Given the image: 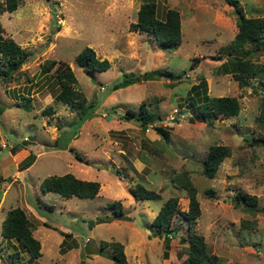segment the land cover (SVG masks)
Masks as SVG:
<instances>
[{
	"label": "rangeland",
	"instance_id": "obj_1",
	"mask_svg": "<svg viewBox=\"0 0 264 264\" xmlns=\"http://www.w3.org/2000/svg\"><path fill=\"white\" fill-rule=\"evenodd\" d=\"M143 1L20 0L16 9L0 12L3 35L30 51L12 78L0 74V106H4L0 111V264H12L9 253L20 249L17 241L1 234L6 211L16 205L35 224L33 234L41 243L38 264H113L101 252V240L123 242L129 264H183L186 254L179 257L177 252L187 243L179 240L180 234H187L184 216L175 213L171 225L180 234L168 240L163 230L152 225L169 196L176 195L180 209H188L186 191L172 181V175L183 168L190 169L198 188L201 213L195 228L208 249L222 264H264V50L250 55L259 70L248 73L241 83L232 70L236 55L249 45L231 48L237 32L232 4L155 0L159 17L164 18L168 8L180 14L181 41L177 48L166 50L154 34L129 28ZM239 1L246 15H264V0ZM85 45L107 57L111 65L84 71L75 57ZM47 58L59 61L45 74L40 64ZM62 61L69 63L77 87L94 104L83 119L54 98L59 88L54 75ZM169 69L180 73L181 80L166 77L163 71ZM124 73L138 80L114 89L113 83ZM202 81L210 96L237 97L239 112L216 115L211 121L197 119L187 102L192 86ZM23 95L29 96L30 106L21 104ZM142 100L155 116L153 124L166 127L168 138L152 123L124 116L127 108L138 112ZM49 104L54 111L43 113ZM215 143L228 145L231 153L215 175L207 177L201 173L202 161ZM16 144L27 146L22 148V159L29 148L35 154L28 168L19 169L22 159L16 156L21 148L11 151ZM8 152L13 154L9 159ZM64 172L98 180L97 194L82 198L41 191L45 176ZM137 182L159 191L160 197L135 198L129 187ZM206 188H212L213 196ZM240 190L255 194L257 204L235 205L232 198ZM114 200L121 201L124 216L115 215ZM27 256L21 252V258Z\"/></svg>",
	"mask_w": 264,
	"mask_h": 264
},
{
	"label": "trees",
	"instance_id": "obj_2",
	"mask_svg": "<svg viewBox=\"0 0 264 264\" xmlns=\"http://www.w3.org/2000/svg\"><path fill=\"white\" fill-rule=\"evenodd\" d=\"M226 1L234 6V11L237 14V32L232 40L231 48L244 49V45H249L243 50L242 55H236L237 63L232 70L234 78L244 83L248 73H254L259 70L250 60V55L255 51L264 50V15H246L243 5L239 0ZM19 4L20 0H2L0 2V12L4 10L12 11ZM156 10L155 0L143 1L137 10L136 21H131L129 28L154 34L155 39L166 50L177 48L182 38L179 11L175 8H168L164 18H161L157 15ZM29 55L30 51L22 47L13 37L3 35V26L0 22L1 77L12 78L13 71L20 68ZM75 58L87 73L95 70H105L111 65L107 57L101 58L96 55L94 48L90 45H85L76 54ZM58 61L54 58H47L41 62L40 70L42 73H49ZM163 72L166 77L172 78L174 81L181 80L180 73L174 74L170 69ZM149 74L152 76L153 72L150 71ZM54 76L59 86L54 98L58 102L66 104L71 110L77 111L80 119L85 118L94 104L91 101L89 102L82 90L77 87V78L69 63L62 61ZM137 80V77L124 73L121 79L113 83V88H119ZM200 86H202V89H200ZM200 86L198 84L192 86L193 93L189 95L187 102L197 119H208L211 121V118L216 115L228 117L236 115L239 112L240 104L237 97L233 95L210 96L206 92L207 88L204 81L201 82ZM23 98L25 99L21 104L25 107L30 106L29 96L23 95ZM3 109L4 106H0V111ZM54 109V106L49 104L43 108V113H52ZM124 116L126 118L134 117L139 119L145 125L152 123L155 130L163 137L168 138L169 136L166 127L162 124H153L155 116L145 105V100L141 101L138 112H136L135 108H127ZM19 147L26 148L27 146L16 144L13 146V151L15 152ZM29 149V154L18 163L19 169H24L34 160L35 154L31 151V148ZM230 153L231 149L226 144H211L203 158L201 173L207 177H213L222 160L229 156ZM74 154L78 159L84 160V156L79 151H74ZM115 169L118 172L120 171L118 167ZM189 171L190 169L183 168L172 175V181L187 193L189 199L188 209L181 210L178 205V197L176 195L169 196L153 217L152 225L159 230H163L164 238L168 240L169 236L179 233L177 228L171 225V222L175 213L180 211L187 222V234L179 233V240L182 243L187 241L177 252L179 257L186 254L182 259V263L222 264L219 256L208 249L203 234L199 233L195 228L196 217L200 215L201 209L197 197L198 188L193 183ZM40 189L42 192L53 191L61 196L76 195L82 198H91L98 192L99 181L77 177L72 172H64L45 176L40 182ZM129 190L138 199L160 197L159 191L146 187L140 182L130 186ZM205 192L209 196H213L212 188H206ZM232 200L235 205L244 203L253 207L257 204V196L255 194L242 190L235 192ZM112 205L115 209V215L119 217L125 215L120 200H114ZM243 223L244 225L248 224L245 221ZM33 226V221L29 218L23 207L16 205L6 211L1 223L2 237L8 241H17L20 247V249L14 250L13 253H9L12 264H38L37 258L41 255V243L33 234ZM68 234L69 232L64 233V235ZM64 243L65 238L61 241V244ZM71 245H68L65 249L67 250ZM103 246H108L109 249L111 248V251H103ZM100 248L101 252H104L113 260V264H129L123 242L119 240H101ZM22 251H25L28 255L26 259L21 258ZM166 254L168 255V253Z\"/></svg>",
	"mask_w": 264,
	"mask_h": 264
},
{
	"label": "crops",
	"instance_id": "obj_3",
	"mask_svg": "<svg viewBox=\"0 0 264 264\" xmlns=\"http://www.w3.org/2000/svg\"><path fill=\"white\" fill-rule=\"evenodd\" d=\"M20 148H21V152H20V153H17V156H16L17 158H16V160H19L21 157H23V156H22V154H23L22 148H23V147H19L18 149H20ZM18 149H17V150H18ZM17 150H16V151H17ZM11 151H12V153H14L13 150H11ZM16 151H15V152H16ZM12 153H11V152H8V153L5 155V158H8V159H9V158L13 155ZM21 159H22V158H21ZM16 160H15V162H16ZM3 165H4V164H3ZM16 165H17V162H16ZM27 168H28V167H27ZM21 171H22V170H21ZM18 172L20 173V171H18ZM2 198H3V197H2ZM0 202L2 203V199H0ZM0 206H1V204H0ZM5 214H6V213H5ZM4 217H5V216H4ZM41 221H42V222H40V223L47 224V223H45L46 220H41ZM34 225H35V224H34ZM33 229H34V228H33ZM64 233H65V232H64ZM64 233H63V234H64ZM72 236H73V235H72ZM11 241H12V240H11ZM94 255H95V253H94Z\"/></svg>",
	"mask_w": 264,
	"mask_h": 264
},
{
	"label": "water",
	"instance_id": "obj_4",
	"mask_svg": "<svg viewBox=\"0 0 264 264\" xmlns=\"http://www.w3.org/2000/svg\"><path fill=\"white\" fill-rule=\"evenodd\" d=\"M81 264H85V262H84V261H82V262H81Z\"/></svg>",
	"mask_w": 264,
	"mask_h": 264
}]
</instances>
